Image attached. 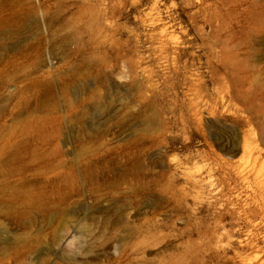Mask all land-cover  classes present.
Here are the masks:
<instances>
[{"label": "rangeland", "instance_id": "374dc122", "mask_svg": "<svg viewBox=\"0 0 264 264\" xmlns=\"http://www.w3.org/2000/svg\"><path fill=\"white\" fill-rule=\"evenodd\" d=\"M263 167L264 0H0V264H264Z\"/></svg>", "mask_w": 264, "mask_h": 264}, {"label": "bare ground", "instance_id": "6f19581e", "mask_svg": "<svg viewBox=\"0 0 264 264\" xmlns=\"http://www.w3.org/2000/svg\"><path fill=\"white\" fill-rule=\"evenodd\" d=\"M264 168V167H263ZM261 171V170H260ZM263 182V185H264V181H262ZM262 185V186H263ZM261 186V187H262ZM261 200L263 201V203H264V186L261 188ZM251 212V211H250ZM249 211H247V213H250ZM242 263V262H241Z\"/></svg>", "mask_w": 264, "mask_h": 264}]
</instances>
